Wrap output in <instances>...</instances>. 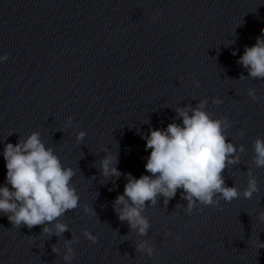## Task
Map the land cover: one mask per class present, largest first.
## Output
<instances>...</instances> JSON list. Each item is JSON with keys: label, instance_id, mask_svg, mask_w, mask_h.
<instances>
[{"label": "clouds", "instance_id": "obj_1", "mask_svg": "<svg viewBox=\"0 0 264 264\" xmlns=\"http://www.w3.org/2000/svg\"><path fill=\"white\" fill-rule=\"evenodd\" d=\"M159 12L157 9L152 18L155 19ZM232 55L236 52L233 51ZM7 59V54L0 56V61ZM237 63L248 71L249 77L264 80V36H258L253 46H245ZM195 83L199 87V82ZM247 95L254 101L260 99L253 89H249ZM212 103L219 105L222 100L212 98ZM207 104L205 98L195 107L191 104L177 107L174 109L176 118L182 123H169L166 129L152 128L148 135L141 137L146 141V150H151L145 164L147 175L135 178L131 173H121L116 167L118 152L113 154L104 150L106 155L99 168L101 176L108 179L125 175L127 180L123 193L113 201V209L118 219L126 222L130 231L137 235L146 236L150 229L149 218L143 214L146 208L155 206L161 196L167 206L178 190H181V199L187 201L185 211L189 215L199 205L219 208L221 200L228 203L241 197L250 200L259 192L257 178L250 167L246 172L247 186L242 191L234 184H226L225 171L241 162L245 148L230 142L229 118H214L206 111ZM68 120L70 123L72 117ZM239 135L243 137L244 131L240 130ZM85 136V131H79L77 143ZM3 158L7 172L6 182L0 186V214L7 216L17 228L23 225L31 230L42 226L41 233L48 237H61L69 231L68 224L61 217L80 206V196L71 183L75 170L62 164L53 149L42 142L39 132H32L26 139L19 138L16 144H5ZM251 163L264 168V138L257 136L253 141ZM83 207L86 214L95 215L92 207L87 204ZM257 220L264 224V211L258 214ZM82 235L92 243L98 240L87 229ZM78 240L75 236L64 240L62 259L67 264H71L75 257L73 244ZM250 243L258 249L264 248V242L258 236L250 239ZM135 249L149 258L159 254L146 240L137 243ZM51 250L60 255L55 244Z\"/></svg>", "mask_w": 264, "mask_h": 264}]
</instances>
